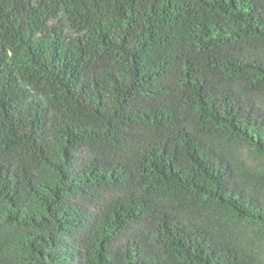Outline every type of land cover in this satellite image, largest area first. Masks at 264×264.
Returning <instances> with one entry per match:
<instances>
[{"label": "trees", "instance_id": "trees-1", "mask_svg": "<svg viewBox=\"0 0 264 264\" xmlns=\"http://www.w3.org/2000/svg\"><path fill=\"white\" fill-rule=\"evenodd\" d=\"M264 0H0V264H264Z\"/></svg>", "mask_w": 264, "mask_h": 264}, {"label": "rangeland", "instance_id": "rangeland-1", "mask_svg": "<svg viewBox=\"0 0 264 264\" xmlns=\"http://www.w3.org/2000/svg\"><path fill=\"white\" fill-rule=\"evenodd\" d=\"M236 149L238 154L244 157L250 166H253L254 164H256V166L258 165L260 168L264 166V160L256 156L248 147L236 145Z\"/></svg>", "mask_w": 264, "mask_h": 264}]
</instances>
